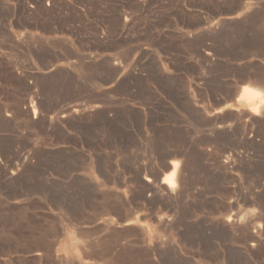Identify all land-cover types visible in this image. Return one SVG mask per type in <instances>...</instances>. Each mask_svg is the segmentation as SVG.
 <instances>
[{
  "label": "rangeland",
  "instance_id": "1",
  "mask_svg": "<svg viewBox=\"0 0 264 264\" xmlns=\"http://www.w3.org/2000/svg\"><path fill=\"white\" fill-rule=\"evenodd\" d=\"M262 81L264 0H0V264H264Z\"/></svg>",
  "mask_w": 264,
  "mask_h": 264
},
{
  "label": "bare ground",
  "instance_id": "2",
  "mask_svg": "<svg viewBox=\"0 0 264 264\" xmlns=\"http://www.w3.org/2000/svg\"><path fill=\"white\" fill-rule=\"evenodd\" d=\"M144 2V1H143ZM238 16V15H236ZM240 16V15H239ZM235 18L234 15H231V16H228V17H225L224 19L226 20H231ZM223 20V19H222ZM220 21V20H219ZM218 21V22H219ZM222 22V21H221ZM232 22V21H230ZM223 23V22H222ZM220 23L218 24H214L212 25L213 26H217L219 25ZM211 28V26H210ZM212 29V28H211ZM213 31V30H212ZM210 32V31H209ZM211 53H209L208 51H205L204 52V55L206 58H208L210 56ZM116 66V65H115ZM118 67V66H117ZM119 68V67H118ZM255 84H258L261 88L264 89V81L262 82H258V83H255ZM257 86V85H256ZM258 86V87H259ZM259 87V88H260ZM264 93V91H262ZM257 91L256 90H253V91H250V90H247V89H244L242 90V93L241 95L236 99V102L239 103V104H242V105H245V112L246 109L250 110L251 112L255 113L257 110H259L261 113L264 114V103H260L259 105L255 106V102L254 100V97L257 95ZM260 97V96H259ZM258 97V98H259ZM260 100V99H259ZM237 104V106L239 105ZM100 105L98 104H89V105H82V103H78L77 105L75 106H69L71 109H67V110H64L63 108V111L61 110V112H59L53 119L62 123L64 122L65 118L69 115V114H72L74 116H79V115H82V114H91L93 113L95 110H98ZM241 106V105H240ZM68 107V106H67ZM259 113V112H258ZM246 115V114H245ZM249 115V114H248ZM70 116V115H69ZM258 116V115H257ZM220 128H223V127H220ZM178 165L177 163L174 161H169L168 163L165 164L164 166V169L167 171V174L165 175V178L162 180L161 182V185L163 184L165 187V190L168 192V194L172 195L174 192H175V187L174 186V176L177 175V171L179 170L178 169ZM180 168V167H179ZM181 172V171H180ZM176 178V177H175ZM178 178V177H177ZM148 182V180H146ZM176 182V181H175ZM149 183V182H148ZM154 190V189H153Z\"/></svg>",
  "mask_w": 264,
  "mask_h": 264
}]
</instances>
